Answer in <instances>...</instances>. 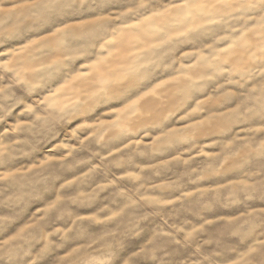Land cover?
<instances>
[{"label":"rangeland","instance_id":"rangeland-1","mask_svg":"<svg viewBox=\"0 0 264 264\" xmlns=\"http://www.w3.org/2000/svg\"><path fill=\"white\" fill-rule=\"evenodd\" d=\"M216 2L0 0L4 264L264 262V28Z\"/></svg>","mask_w":264,"mask_h":264},{"label":"clouds","instance_id":"clouds-1","mask_svg":"<svg viewBox=\"0 0 264 264\" xmlns=\"http://www.w3.org/2000/svg\"><path fill=\"white\" fill-rule=\"evenodd\" d=\"M231 0H217L216 3L201 6L196 5V8L199 9L201 7L204 8L203 12H197L196 14L199 15L202 19H207L212 12H215L218 9L219 5H226L229 4ZM141 8H145V5H140ZM243 13L244 22H255L258 23L262 28H264V0H241L240 3V9ZM212 23H215L212 21ZM118 92H123V88L121 87L118 89ZM120 99L119 95H113L111 98L105 97L102 98L101 103L102 104H108L113 101L118 102ZM29 111H32L31 108H29ZM247 111L253 115H260L262 121H264V87L261 88V99L258 104H254L252 108H248ZM82 115V114H78ZM6 163L5 158H0V165ZM262 195H264V191L261 192ZM74 203V201H73ZM67 206V202L60 203L59 207L57 205H53V219H55V213L57 211H60L61 208H65ZM66 215H71V213H65ZM80 218L77 217V220ZM10 219L8 218H0V231H3L8 224L10 223ZM115 239V238H114ZM101 255H104L106 257L105 264H119L118 260L115 259V257L118 254V245H114L111 247V250H105L100 253ZM0 264H4L3 260H0ZM264 264V262H262Z\"/></svg>","mask_w":264,"mask_h":264},{"label":"snow or ice","instance_id":"snow-or-ice-1","mask_svg":"<svg viewBox=\"0 0 264 264\" xmlns=\"http://www.w3.org/2000/svg\"><path fill=\"white\" fill-rule=\"evenodd\" d=\"M7 228V227H6Z\"/></svg>","mask_w":264,"mask_h":264}]
</instances>
